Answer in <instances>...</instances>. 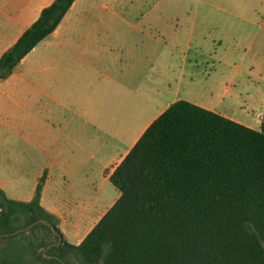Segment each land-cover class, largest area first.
<instances>
[{"label":"trees","instance_id":"16d2710c","mask_svg":"<svg viewBox=\"0 0 264 264\" xmlns=\"http://www.w3.org/2000/svg\"><path fill=\"white\" fill-rule=\"evenodd\" d=\"M74 2L54 0L41 11L2 54L0 80L57 29ZM110 182L121 195L79 244L41 205L44 178L31 201L0 189V234H28L25 257L0 254V264H264V119L254 129L177 100L148 126ZM20 219L39 222L7 236L28 227L17 226ZM49 236L56 239L47 242Z\"/></svg>","mask_w":264,"mask_h":264},{"label":"crops","instance_id":"0c3cea01","mask_svg":"<svg viewBox=\"0 0 264 264\" xmlns=\"http://www.w3.org/2000/svg\"><path fill=\"white\" fill-rule=\"evenodd\" d=\"M53 1L0 0V58ZM123 2L75 0L57 29L0 80V189L9 198L31 201L44 178L41 205L57 217L58 227L73 244L83 240L121 195L111 183L119 194L87 230L93 214L73 210L68 203L73 197L61 194L71 186L72 176L85 186L93 184L87 165L78 167L74 161L95 158L110 142L130 143L102 165L101 186L110 181L148 126L181 99L166 101L161 86L151 81L150 98L141 107L136 99L142 80L150 81L159 62L172 61L176 51L171 44L190 49L194 41L203 49L204 35L196 26L176 31L152 23L127 26L132 12ZM161 35L170 46L162 44ZM127 92L132 106H127ZM263 119L261 115L240 123L259 129ZM73 237L79 242H72Z\"/></svg>","mask_w":264,"mask_h":264},{"label":"rangeland","instance_id":"374dc122","mask_svg":"<svg viewBox=\"0 0 264 264\" xmlns=\"http://www.w3.org/2000/svg\"><path fill=\"white\" fill-rule=\"evenodd\" d=\"M123 3L132 12L127 26L152 23L159 29L173 27V31L196 26L204 35L200 38L203 49H197L194 41L190 49L185 45L177 49L171 44L176 51L172 61L159 62L149 75L150 81L142 80L141 93L136 99L141 107L150 98L152 81L161 86L166 101L185 99L243 123L264 115V0H124ZM159 37L163 45H169L167 36ZM130 94L127 92V106L133 103ZM102 146L103 150L95 158L74 161L78 167L87 165L93 184L85 186L79 177L72 176L71 186L61 192L73 197L68 202L73 210H88L93 214L87 230L119 194L110 181L101 186V167L112 152L117 150L120 155L130 143L110 142ZM16 225L25 227L29 222L20 219ZM81 227L80 234H84L85 226ZM26 235L0 236V254L25 257L22 253L26 252ZM38 235L43 237L45 233L38 230ZM79 238L73 237L71 241L79 242ZM55 239L49 236L46 241ZM46 251L44 247L39 249V252ZM68 260L75 262L73 257Z\"/></svg>","mask_w":264,"mask_h":264},{"label":"water","instance_id":"95a60500","mask_svg":"<svg viewBox=\"0 0 264 264\" xmlns=\"http://www.w3.org/2000/svg\"><path fill=\"white\" fill-rule=\"evenodd\" d=\"M27 222H29V221H27ZM38 222H39V221H37V222L31 224L30 226H28V227H26V228L19 229V230L13 232V233L6 234V235H7V236H10V235L17 234V233H19V232H21V231L27 230V229H29L30 227H32L33 225L37 224ZM49 225H50L52 231L54 232V235L59 237V243H61V241H62V236H61V234H59V233L56 231L55 227H54L52 224H49ZM0 236H3V235L0 234Z\"/></svg>","mask_w":264,"mask_h":264}]
</instances>
